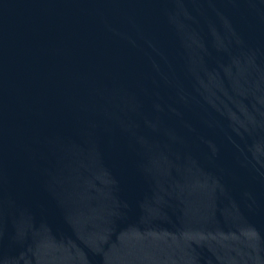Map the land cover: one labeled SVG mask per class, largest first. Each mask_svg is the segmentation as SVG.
I'll return each instance as SVG.
<instances>
[{"label":"water","instance_id":"water-1","mask_svg":"<svg viewBox=\"0 0 264 264\" xmlns=\"http://www.w3.org/2000/svg\"><path fill=\"white\" fill-rule=\"evenodd\" d=\"M0 264H264V0H0Z\"/></svg>","mask_w":264,"mask_h":264}]
</instances>
